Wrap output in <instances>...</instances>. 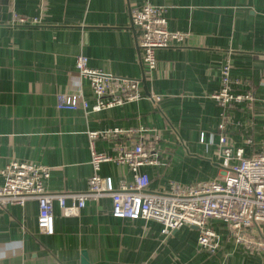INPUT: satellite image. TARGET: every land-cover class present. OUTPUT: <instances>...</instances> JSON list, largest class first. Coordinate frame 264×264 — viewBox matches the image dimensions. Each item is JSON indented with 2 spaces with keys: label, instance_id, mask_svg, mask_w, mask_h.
I'll use <instances>...</instances> for the list:
<instances>
[{
  "label": "crops",
  "instance_id": "0c3cea01",
  "mask_svg": "<svg viewBox=\"0 0 264 264\" xmlns=\"http://www.w3.org/2000/svg\"><path fill=\"white\" fill-rule=\"evenodd\" d=\"M146 3L166 5L168 29L187 34L179 46L156 49L151 70L129 18L131 7ZM13 13L36 23L11 24ZM79 55L90 67L138 79L141 97L98 111L57 108L63 93L95 101L78 76ZM263 62L264 0H0V169L11 160L43 164L47 190L81 191L93 173V148L116 156L142 141L157 157L140 167L149 191L220 178V134L245 156L262 149ZM223 66L229 90L250 93V103L222 107L211 97L222 87ZM110 128L129 133L88 134ZM97 172L115 187L133 180L126 164L113 161ZM111 207L101 196L67 215L54 200L53 232L46 234L37 226L36 200L0 206V264H264V252L235 244L223 220H208L218 235L210 251L198 245L195 226L162 233L160 222L117 217Z\"/></svg>",
  "mask_w": 264,
  "mask_h": 264
},
{
  "label": "built area",
  "instance_id": "2783aa9c",
  "mask_svg": "<svg viewBox=\"0 0 264 264\" xmlns=\"http://www.w3.org/2000/svg\"><path fill=\"white\" fill-rule=\"evenodd\" d=\"M166 5L146 3L129 9L130 25L134 28L135 42L142 64L149 70L155 67V50L183 43L187 34L170 30L167 26ZM36 19L13 13V23L17 25L35 24ZM79 78L88 81L94 95V103L89 105L82 93L60 94L57 108H82L98 111L118 106L141 97L139 80L117 76L90 67L86 58L79 55L76 61ZM228 66L222 68V87L211 97L222 107L234 102L250 103V93H235L229 90ZM260 85L264 89V62ZM158 100L159 95L149 96ZM263 135H264V94ZM222 129L223 123L219 124ZM128 130L110 128L91 130V138H118L127 135ZM220 165L223 174L215 180L201 182L197 186H183L172 182L166 191H149L148 175L140 171L142 165L157 162L154 152L148 151L140 142L128 149H121L116 156L91 150L90 163L93 173L88 177L87 188L81 191L58 192L47 190L44 180L49 177V167L43 164L11 160L0 174V206L24 204L29 199L37 201V226L39 231L53 232V202L56 200L63 212L74 214L86 200L101 196L111 199V213L117 217L153 219L162 224L161 232L169 233L188 224L197 228V243L206 250L213 251L218 246L217 233L208 226L210 218L223 220L228 225L229 236L235 244L246 250L264 252V140L260 152L245 156L242 147L227 143L225 134L219 136ZM244 142L249 144V140ZM113 161L126 164L133 180L123 181L117 187L110 178L102 177L97 170L101 162ZM67 199L71 200L67 203Z\"/></svg>",
  "mask_w": 264,
  "mask_h": 264
},
{
  "label": "water",
  "instance_id": "95a60500",
  "mask_svg": "<svg viewBox=\"0 0 264 264\" xmlns=\"http://www.w3.org/2000/svg\"><path fill=\"white\" fill-rule=\"evenodd\" d=\"M133 30H135V29L133 28Z\"/></svg>",
  "mask_w": 264,
  "mask_h": 264
}]
</instances>
